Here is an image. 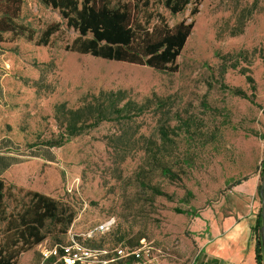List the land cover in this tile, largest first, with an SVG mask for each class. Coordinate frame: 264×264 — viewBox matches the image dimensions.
<instances>
[{
	"label": "rangeland",
	"instance_id": "1",
	"mask_svg": "<svg viewBox=\"0 0 264 264\" xmlns=\"http://www.w3.org/2000/svg\"><path fill=\"white\" fill-rule=\"evenodd\" d=\"M148 11L151 25L161 15L194 26L177 73L68 51L77 33L39 0H24L18 19L34 42L1 36L0 140L12 145L0 153L24 162L4 179L6 212L31 190L73 215L68 227L48 222L46 239L17 264H49L42 253L70 229L82 235L109 219L117 227L98 244L123 245L149 264H192L197 220L219 215L233 185L261 168L264 0H201L179 14L150 0ZM54 23L59 32L38 44ZM43 146L53 160L31 156Z\"/></svg>",
	"mask_w": 264,
	"mask_h": 264
},
{
	"label": "trees",
	"instance_id": "2",
	"mask_svg": "<svg viewBox=\"0 0 264 264\" xmlns=\"http://www.w3.org/2000/svg\"><path fill=\"white\" fill-rule=\"evenodd\" d=\"M43 5L59 11L66 26L77 33L67 50L79 55H89L102 60L124 63L137 67L151 68L157 72L177 73V59L185 48L193 32V24L181 22L170 26L164 17L159 15L157 22L151 25L152 13L148 11L150 0H145V11L141 10L138 1L122 0H39ZM172 13L179 14L189 5H198L201 0H160ZM24 0H0V38L9 34V41L24 39L31 43L35 33L29 27L18 23L22 14ZM198 13L195 7L192 14ZM60 23L49 25L42 34L38 44L48 45L51 36L59 32ZM3 42V39H0ZM12 141L4 138L0 141V151L10 148ZM48 149L38 147L32 157L50 160ZM5 157L0 156V161ZM49 160V161H50ZM7 165L4 166V170ZM264 168V161L261 164ZM1 174V172H0ZM244 178L233 186L240 184ZM6 190V191H5ZM12 197L0 180V264H17L26 252L41 244L46 235L44 230L48 222L55 226L68 227L73 215L60 212L57 202L50 196L28 190L25 193L27 202L18 211L6 212L5 196ZM261 217V216H260ZM262 223V219L260 221ZM115 225L109 232L115 230ZM67 231H62L65 234ZM260 234V232H259ZM102 236L90 241L92 247L113 249L118 246H104L100 243ZM60 239L56 243H63ZM257 264H264V253L261 239L257 246ZM51 264V261L48 262Z\"/></svg>",
	"mask_w": 264,
	"mask_h": 264
},
{
	"label": "crops",
	"instance_id": "3",
	"mask_svg": "<svg viewBox=\"0 0 264 264\" xmlns=\"http://www.w3.org/2000/svg\"><path fill=\"white\" fill-rule=\"evenodd\" d=\"M2 82L0 73V102L5 96ZM0 156L5 157L0 161V180L4 181L5 178H12V174L20 170L19 167L24 162L20 160L22 156L17 153L15 155L0 153ZM6 165L7 168L4 170ZM262 176L260 168L246 180L232 187L226 198V207L219 215L206 212L197 220L195 228L200 232L199 251L192 264H257Z\"/></svg>",
	"mask_w": 264,
	"mask_h": 264
},
{
	"label": "built area",
	"instance_id": "4",
	"mask_svg": "<svg viewBox=\"0 0 264 264\" xmlns=\"http://www.w3.org/2000/svg\"><path fill=\"white\" fill-rule=\"evenodd\" d=\"M115 225V221L109 219L82 235L70 229L65 242L53 244L42 253L43 260L51 261V264H149L146 260H137L138 253L128 251L124 246L109 249L90 245V241L106 234ZM150 264L160 263L153 260Z\"/></svg>",
	"mask_w": 264,
	"mask_h": 264
},
{
	"label": "water",
	"instance_id": "5",
	"mask_svg": "<svg viewBox=\"0 0 264 264\" xmlns=\"http://www.w3.org/2000/svg\"><path fill=\"white\" fill-rule=\"evenodd\" d=\"M260 195H261V203H262V207H261L262 223H261V227H260V239H261V246H262L263 253H264V175L262 176Z\"/></svg>",
	"mask_w": 264,
	"mask_h": 264
}]
</instances>
